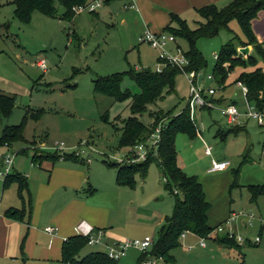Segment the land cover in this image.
<instances>
[{"label": "rangeland", "instance_id": "374dc122", "mask_svg": "<svg viewBox=\"0 0 264 264\" xmlns=\"http://www.w3.org/2000/svg\"><path fill=\"white\" fill-rule=\"evenodd\" d=\"M9 1L0 0V96L14 99L15 104L8 113L0 109V141L5 130L11 127H21L22 138L11 141L9 146L0 142V171L2 154L6 152L5 155H16V170L12 169L11 175H25L29 170L44 172L39 166L31 168L34 151H48L46 148L64 143L65 154L84 155L78 161H66L62 159L63 154H59L61 158L55 169L64 162L87 173L89 182L97 189L90 202L110 210L106 237L115 243L155 238L158 224L173 211L177 191L173 186L172 193L164 189L167 177L155 161L147 165L144 177L133 173L132 187L116 185V170L109 164H133L130 149L118 146V128L121 121L131 115L129 102H115L94 92L97 78L126 74L131 69H155L157 53L138 42L144 28L136 1L132 10L124 9L129 0H109L93 12L90 6L97 0H88L90 6L76 12L71 22L35 13L28 24L15 18L14 6ZM231 1L224 0L215 6L220 10ZM56 6L61 15L63 9ZM179 18L189 29L200 21L196 13H185ZM166 21L170 31H179V25L171 22L170 15ZM250 25L256 45L264 53V9L256 12ZM232 37H236L233 45L240 58L249 65H253L254 60L255 65L231 69L223 88L214 80L207 82V86L216 91L214 108L192 114L198 129L196 136L177 133L174 137L176 165L202 186L208 204L207 226L213 231L203 237L204 247L198 244L200 238L186 234L179 240V247L172 251L174 262L170 264H264V228L259 234L264 222V198L253 200L249 191V186L264 185V132L253 121L242 118L244 128L234 134L233 127L226 124L220 112L234 104L244 113L242 93L235 82L242 73L254 69L264 72L262 58L254 44L239 43L247 38L236 20H231L228 29L220 30L217 36L195 41L194 47L204 63L198 71V79L213 75L217 80L215 56ZM176 43L184 52L189 51L185 39L177 37ZM224 67L228 69L229 64ZM174 86V93L150 106L148 113L138 117L139 121L150 126L151 117L160 111L166 116L179 114L188 97L186 78L177 75ZM121 89L138 93L135 84L126 77ZM208 147H211L209 156L205 155ZM87 158L91 159L90 163ZM212 160L228 162L229 166L211 173ZM5 179L0 177V200L5 203L14 196L13 203L20 205L19 185L14 182L4 190ZM29 193L30 188L23 190L27 200ZM249 215L253 216L250 225L244 222ZM219 227L222 232H216ZM227 235L234 236L240 249L216 240ZM258 237L260 241L256 243ZM238 238L240 242L236 241ZM188 247L193 249L188 250ZM95 251H100V247L87 246L80 256ZM142 258L140 251L129 248L117 263L140 264Z\"/></svg>", "mask_w": 264, "mask_h": 264}, {"label": "trees", "instance_id": "16d2710c", "mask_svg": "<svg viewBox=\"0 0 264 264\" xmlns=\"http://www.w3.org/2000/svg\"><path fill=\"white\" fill-rule=\"evenodd\" d=\"M10 4L14 6V15L17 20L23 24L31 22L35 13H41L51 18L60 17L62 20L71 22L76 16L75 9L88 6V0H10ZM56 5L63 9L61 15ZM264 9V0H232L223 9H217L215 5H207L196 10L200 21L196 22L193 29H189L185 21H182L179 16L170 14L171 22H176L179 25V31H170L168 25L162 32L169 33L175 37L185 39L190 49L185 52L189 60L188 71H199L204 65L200 53L195 49V41L199 38H213L218 35L220 30H227L228 23L231 20H236L246 36L245 42H239L244 45L254 44L255 51L262 58L264 64V53L260 51V47L256 45V41L251 33L250 22L256 12ZM236 37H232L228 42L221 46L217 54L214 71L217 82L223 88L224 82L231 69L234 67L254 66L245 63L237 54L233 42ZM228 63V69H225L224 64ZM180 72L177 68L166 67L160 73L149 69L130 70L126 74H115L109 77L97 78L94 81V92L109 98L115 102L128 101L130 116L121 121V127L118 128L120 138L118 142L119 148L128 147L129 149L137 143L147 139L153 132V129L159 121L166 119L164 127L161 131L160 142L156 153L149 154L144 162L133 164H112L109 166L115 168V181L118 186L132 187V175L137 172L141 176L146 175V168L150 162H154L162 170L163 176H166L164 189L172 193L173 186L177 194H175V204L170 216L163 219L162 224L156 231L155 238L151 248L142 253V260L156 259L162 264H170L174 262L172 251L179 247L181 234H191L197 238L203 239L208 236L213 230L207 226V211L208 204L205 201V195L202 186L196 178L188 177L176 165V151L174 148V137L177 133L187 134L189 137L197 135L198 130L196 125L190 120L188 108L185 107L179 114L174 116H166L162 111L156 115L153 114V122L150 126L144 125L139 121L138 117L148 113L150 106L155 105L158 101H162L167 95L174 93V80ZM128 78L138 89L137 94H132L129 90H122L121 83L123 78ZM214 77V76H213ZM237 82L242 83L247 88V100L257 109L264 108V72L261 69H254L251 72H245L239 75ZM15 100L9 97L0 96V109L6 113L10 112L14 106ZM105 121L109 120L108 114L105 116ZM243 129L242 127H233L232 133L237 134ZM21 137V127L7 128L3 138L0 141L4 146L11 145ZM157 155V158H155ZM63 160L78 161V157L73 154H65ZM58 153L49 151H34L31 162L35 166L41 167L44 162H49L54 166L60 160ZM84 162V161H83ZM16 182L19 185L21 193L27 190V177L21 174H12L6 177L4 187L10 186ZM250 194L253 200L258 197L264 198V185L249 186ZM18 210H8L6 215L10 218L18 216ZM102 230V229H97ZM262 228L259 229V234ZM219 243L227 246H236L240 249L233 238L228 235L223 238L216 239ZM88 246L86 238L75 235L68 238L62 247V261L66 264H118L116 260L110 259L103 251L90 252L84 256H80L82 250ZM151 258V259H148ZM140 262V264H141Z\"/></svg>", "mask_w": 264, "mask_h": 264}, {"label": "crops", "instance_id": "0c3cea01", "mask_svg": "<svg viewBox=\"0 0 264 264\" xmlns=\"http://www.w3.org/2000/svg\"><path fill=\"white\" fill-rule=\"evenodd\" d=\"M135 1L139 7L136 10L141 13L142 27L158 33L168 25L167 15L196 13L201 7L218 5L224 0ZM5 154H2V161ZM57 167L55 169V165L44 162L40 167L44 172L29 170L24 173L29 180L27 188H30V193L28 200L21 193L20 205L13 203L14 196L3 202L4 205L0 200V264H60L63 243L76 235L77 226L83 222L106 233L105 226L111 221L110 210L90 202L97 189L89 182L87 173L64 162ZM6 188L3 185V189ZM12 209L19 211L16 218L6 215ZM49 226L57 228L55 236L45 232ZM106 243L115 242L106 237Z\"/></svg>", "mask_w": 264, "mask_h": 264}, {"label": "built area", "instance_id": "2783aa9c", "mask_svg": "<svg viewBox=\"0 0 264 264\" xmlns=\"http://www.w3.org/2000/svg\"><path fill=\"white\" fill-rule=\"evenodd\" d=\"M109 0H97L95 4H90L91 11L95 12L97 7H101L106 4ZM135 0H129V4L124 6V9L133 8ZM88 6L79 7L75 9V12L85 9ZM138 42L140 44L147 45L151 50L157 53L156 57V66L154 71L156 73L162 72V70L168 66L177 68L181 75L186 78L187 87H188V97L186 106L189 112V118L193 122L192 114L195 112H200L203 110H211L214 108L215 103L213 102V96L215 95V90L207 86V82L213 81V75H206L203 79H198V71H188L189 60L187 59L185 52L181 47L176 43V39L173 35L166 32H153L148 27H145L140 36L138 37ZM217 58V55L215 56ZM240 88L242 93V101L244 104L245 112L240 113V110L234 104H229L221 112V115L225 119L227 125L232 127H242V118L253 121L259 128L264 132V108L257 109L254 105L249 103L247 100V88L240 82L236 83ZM166 119H162L157 123L153 132L147 137L146 140L135 144L130 148L128 153L131 156V163H140L144 162L149 154L156 153L158 144L160 142L161 131L164 127ZM198 130V129H197ZM48 149L49 152H54L58 154L65 155L66 147L64 143H56ZM211 154V147L205 149V155ZM75 157L81 158L84 153L81 155L79 152H74ZM16 155L15 153H8L3 157V167L0 171V177H8L12 173L14 167ZM64 157H62L63 159ZM264 168V155H262ZM88 163L91 162L90 158L86 160ZM85 161V162H86ZM31 166H35L33 163ZM229 166L228 162L224 161H213L211 162V168L209 172H221ZM166 182V179H164ZM174 194H177L174 192ZM253 219V216L249 215L247 220H244L245 223H249ZM264 228V222L260 226ZM215 231V230H214ZM45 232L51 236L57 234V228L49 226L45 228ZM216 232H222V229L217 228ZM76 235L82 236L87 239L89 247H100V251L105 252L110 259L118 261L129 248H134L141 253H146L152 246L153 238L145 237L143 240L138 241H124L123 243H106V233L104 230H97L92 226L86 224L85 222L80 223L76 228ZM185 233L181 234V238L185 237ZM230 238L234 236L228 235ZM240 242V238L236 240ZM260 241L259 237L256 238V243ZM199 246L204 247L203 239H200ZM188 250L193 249V247H188ZM160 260V259H159ZM159 260L151 259L141 262V264H157ZM60 264H66L64 261H61Z\"/></svg>", "mask_w": 264, "mask_h": 264}]
</instances>
